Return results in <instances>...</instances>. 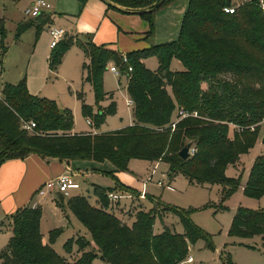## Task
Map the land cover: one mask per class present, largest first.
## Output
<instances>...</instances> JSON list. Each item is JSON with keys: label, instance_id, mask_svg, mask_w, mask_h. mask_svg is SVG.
Here are the masks:
<instances>
[{"label": "trees", "instance_id": "1", "mask_svg": "<svg viewBox=\"0 0 264 264\" xmlns=\"http://www.w3.org/2000/svg\"><path fill=\"white\" fill-rule=\"evenodd\" d=\"M109 1L140 10L151 8L158 0ZM231 4L232 0H189L176 40L125 54L107 45H96L88 36L78 39L69 35L58 41L48 59L51 70L57 68L71 45L78 46L87 59L82 64L83 81L91 84L97 108L78 97L81 113L90 124L99 128L106 116L116 111L113 101L103 108L98 105L105 97L102 74L110 62L127 78L134 122L103 133H71L70 110L62 108L60 112L56 101L31 94L24 78L16 84L3 83L0 163L30 154L59 160H109L114 170L108 173L115 177L114 172L126 170L131 159L160 160L167 163L170 176L180 172L190 181L221 183L234 191L240 182L228 177L226 168L237 165L241 156L254 147L264 124V0H248L235 13H227L224 8ZM152 12L140 14L149 22L145 38L151 35ZM32 25L37 30L42 26L32 21L24 29ZM3 33L0 22L1 37ZM6 50L1 44L0 69ZM150 56L158 61L154 70L142 62ZM173 58L182 63L181 70L170 68ZM178 108L196 111L197 116H185L175 122ZM21 120H33L34 130H23ZM230 123L242 127H233L232 137ZM187 142L192 143L195 152L182 160L178 152ZM108 190L112 188L94 185L98 207L82 195L68 197L65 204L62 195L57 198V204L69 208L91 235V249H87L91 243L80 236L64 242L67 252L73 243L77 245L81 252L77 259L68 261L51 246L60 229L50 230L49 241H42L41 207L27 205L8 217L12 236L0 252V264H93L97 254L110 264H178L188 256V245L198 239H205L208 247L214 249L208 234L184 210L164 208L177 213L183 233L164 226L161 233L154 234V210H138L133 224L127 225L106 210ZM244 191L255 198L264 196V154L253 164ZM229 193H224V198ZM230 235H260L264 239V210L239 207ZM227 264H235L230 255Z\"/></svg>", "mask_w": 264, "mask_h": 264}, {"label": "rangeland", "instance_id": "2", "mask_svg": "<svg viewBox=\"0 0 264 264\" xmlns=\"http://www.w3.org/2000/svg\"><path fill=\"white\" fill-rule=\"evenodd\" d=\"M31 1L36 0H0V22L3 24L4 31L3 36H0V46L2 44L7 48L2 69H0V94L3 83L16 84L24 78L31 94L52 99L60 108L70 110L73 118L71 130L80 132L92 131L94 128H91L87 119L82 115L81 99L78 96L80 95L85 103L97 108L91 84L82 80L84 57L78 46L71 45L64 52L57 68L51 70L48 64V57L52 50L49 49L51 39L48 29L50 27L62 28L68 32L73 28L79 38L92 36L96 38V42L108 41L120 51L134 49L136 48L134 45L143 43L150 45L166 43L178 38L189 0H166L161 7L154 10L151 14V35L145 39H141L139 33L149 30L147 18L141 15L122 14L115 10L109 12L110 17H108L104 12L99 14L94 6L87 7L84 0H45L53 7L51 11H48L52 20L49 28L44 27L37 30L35 26H28L24 29L25 24L34 21V18L24 13ZM107 1L114 7L118 5ZM83 7L84 13L81 14ZM69 35L71 34L66 33L62 39ZM142 62L151 70L156 69L158 65L157 58L154 56L147 57ZM170 68L178 71L183 66L179 59L173 58ZM224 78L229 79L231 76L224 75ZM126 85L125 75L115 74L110 71L109 67L104 70L102 89L105 97L98 105L103 108L113 101L116 104V112L106 116L104 122L97 128L98 133L130 125L133 115L132 106H128L127 103ZM229 133L230 137L234 135L233 127L230 128ZM263 137L264 124L254 147L241 157L238 165L227 166L226 175L237 178L240 182L232 192L229 185L197 183L190 181L180 172L170 176L166 173V167L162 162L159 163L152 177L150 170L154 163L142 159H131L127 169L120 171L122 173L118 179L130 184L135 194L144 190L147 196L142 199L135 197L133 203L129 199L121 200V209H116L114 215L131 226L135 221L137 210L144 212L154 210L157 212L153 224L154 234L161 233L164 226H168L176 233H183L184 228L177 213L164 208L169 206L184 210L194 224L208 234L214 246V249L208 247L205 239H198L195 243L189 244L188 255L193 260L190 264H227L229 255L235 264H264L262 236L230 235L232 220L239 207L264 210V196L255 198L244 191L253 164L259 156L264 154ZM74 161L80 162L78 168L82 169V173L77 177L76 175L71 176L66 196L59 195L63 197L83 195L90 204L94 205L93 186L113 188L116 183V177L101 171L108 168L111 162L83 159ZM161 172H165L162 178ZM159 179L166 183L163 188L156 185ZM228 191L230 193L224 198V193ZM42 204L43 209L46 206L52 208L51 201L42 202ZM7 217L9 216L5 215L0 204V252L12 236L11 220ZM58 218L65 219V222H63L64 225L58 226L60 232L51 245L60 256L73 261L80 256L81 252L75 243L69 252L65 251L64 242L73 236H80L84 241L91 243V235L69 208L59 207L54 215L49 210L44 217L45 225L48 227L44 228V233L48 241L50 231L47 232V229H51L52 223H55ZM93 264L110 263L101 259L97 254L93 259Z\"/></svg>", "mask_w": 264, "mask_h": 264}, {"label": "crops", "instance_id": "3", "mask_svg": "<svg viewBox=\"0 0 264 264\" xmlns=\"http://www.w3.org/2000/svg\"><path fill=\"white\" fill-rule=\"evenodd\" d=\"M84 1H85V4L87 7L88 6H94L99 14H101V12H104V14L108 17H110L108 13L113 12L114 10L116 12H120L122 14H127V15H139V14H135V13L131 12V11H135L136 9H128V8H124V7H119L118 5H116V8H114V7L108 6L107 3L103 0H84ZM32 2L33 1H31V3ZM52 8L53 7L51 6L50 10L43 11L38 17L34 18L35 24H41L42 25L41 28H44V27L49 28V24L52 20L50 18V12H48V11H51ZM118 8H120V9H118ZM83 13H84V7H83L81 14H83ZM44 18H47V19L44 20ZM32 26H34V25H32ZM145 32L146 31L139 33L141 35L140 36L141 39H145V37H144ZM66 33L71 34L72 36H75L78 39H82V38H79L77 36V33L74 31L73 28H71L68 32L66 31ZM48 34H49V32H48ZM49 36H50V34H49ZM88 37H90L96 45H107L109 47H113V45L110 44V42H108V41L96 42V38L94 39V37H92V36H88ZM84 38H85V36H84ZM50 39H51V36H50ZM129 46H130V44H129ZM148 46H151V45L148 43H143V44L134 45V47H136L134 49H129L126 51H120V50H118V51L121 52L122 54H125L128 51L140 49V48H144V47H148ZM52 48L53 47H51L50 43H49V49H52ZM113 48H115V47H113ZM82 54L84 57L83 62L87 61L83 51H82ZM49 56H50V54H49ZM4 59H5V56L3 58L2 64L4 62ZM48 59H49V57H48ZM112 64L113 63H111V62L108 63L107 68L110 67ZM1 69H2V65H1ZM126 80H127V78H126ZM110 98H112V97H110ZM128 100H130L129 97H128ZM128 102L129 101H127V103ZM115 106H116V104H115ZM128 106L133 107V103L132 102L128 103ZM133 122H134V119H132L130 125L133 124ZM89 125L91 126V128H94L91 124H89ZM97 130H98L97 128H94L92 131H80V132L98 133ZM70 132L71 133H80V132H75L74 130H71ZM106 132H108V131H106ZM100 133H103V132H100ZM77 160H79V159H77ZM89 161H92V160H89ZM146 161H148V160H146ZM148 162L154 163V166L150 170V173L152 170H154L152 177L155 174L156 168L160 162L164 163V165L166 167V173L168 174L167 163L160 161V160L153 161V162L148 161ZM78 163H80V162L74 161V160H59L57 158H42L41 156H39L37 154H30L23 159H10V160H6V161H3L2 163H0V204H1L2 210L5 213V215L9 216L16 209L23 207V206H27V205L40 206L41 210L44 211L41 214L40 231H41V235H42V241L44 243H46L48 241V239H47V235H45V233H44L45 232L44 228L45 227L48 228V227L45 225L44 217H46V212L49 210L52 212L53 215H54V213H56L57 208L60 207L57 204V198H60V195L58 193L57 194L53 193V194H49L47 196L42 197V196H39L36 194V190L44 182L51 180V179H54L58 175H60L64 172H69L71 176L76 175L75 177H77L80 173H82V169L78 168ZM113 170H114V166L110 163V166L108 168L101 170V171L108 173V172H112ZM121 173L122 172H120V171L114 172V175L117 179L115 177L114 178L117 181H116V183H114V186H113L111 191L112 192H119L118 188H116V186L118 184H121L122 186L128 188V190H126L125 192L130 193L131 196L130 197L125 196V197H122V198H120L118 200H114V201L108 200V205L106 207V210L108 212L113 213V214H114V211L116 209H118V208L121 209V204H120L121 200L129 199V200H132V203H133V200L135 197H137L138 199H142V198H145L147 196V194L144 193V197H140L139 196L140 193L135 194L133 192L130 184H126V183L120 181L118 179V176H121L120 175ZM160 176H161V178L164 177L165 172H161ZM165 184L166 183L163 182L161 179L157 180V182H156V185H158L161 188H163L165 186ZM93 189H94V186H93ZM111 191L108 190L107 193L111 192ZM94 197H95L94 206L98 207L99 204L97 202V197L95 195H94ZM67 199H68V197H63V203L64 204H65ZM46 201H51L52 208H50L48 206H46L44 209L42 208V206H43L42 202H46ZM64 207H66V206L64 205L62 208H64ZM116 217H118V216H116ZM120 220L122 222H124L122 219H120ZM63 222H65V219H63V218L56 219L55 223H52L53 227L49 230L47 229V232L52 230V229L58 228V226H60V224H63ZM124 223H126V222H124ZM77 237L78 236H73L71 238H77ZM48 238H49V235H48ZM92 247H93V245L91 243L87 246V249H91Z\"/></svg>", "mask_w": 264, "mask_h": 264}, {"label": "built area", "instance_id": "4", "mask_svg": "<svg viewBox=\"0 0 264 264\" xmlns=\"http://www.w3.org/2000/svg\"><path fill=\"white\" fill-rule=\"evenodd\" d=\"M248 0H232V4L229 6H226L224 8V10L227 13H235L237 8L239 7V5L243 4L244 2H246ZM51 9V4L46 2L45 0H36L33 1L31 3V5L25 9V14L27 16H30L32 18H36L37 16H39L43 11H47ZM48 32L51 36V42H50V46L54 47L58 41H60L62 39L63 36L66 35V31L63 30L62 28H52L50 27L48 29ZM123 61H126V58L123 57ZM109 69L117 74L119 73L118 68L112 64ZM128 103H131V100H128ZM176 120L175 122H177L179 119L185 117V116H197V112L193 111V112H188L186 110L183 109H177V114H176ZM87 122L90 124V120L87 119ZM175 122L172 123V127H174ZM21 128L25 131L28 132H32L35 128V122L33 120H21ZM230 125L234 128H236L237 130H241L242 127H240L237 124L234 123H230ZM252 129H254V127L252 126ZM190 155H192L195 152V148L191 145L190 147ZM153 171H151L150 176L153 174ZM150 179V177H149ZM71 181V175L69 172H64L60 175H58L56 178L48 180L46 182H44L41 186L38 187V189L36 190V194H38L39 196H47L49 194H63L64 196L67 195L68 192V183ZM146 181H144L145 183ZM119 192H108L107 193V198L108 200L114 201V200H118L122 197L128 196L130 197L131 194L128 192H125L126 190L124 189H118ZM144 191V190H143ZM140 192L139 196L140 197H144V192ZM192 262V257L191 256H186L181 262H179L178 264H190Z\"/></svg>", "mask_w": 264, "mask_h": 264}, {"label": "water", "instance_id": "5", "mask_svg": "<svg viewBox=\"0 0 264 264\" xmlns=\"http://www.w3.org/2000/svg\"><path fill=\"white\" fill-rule=\"evenodd\" d=\"M105 1L106 3H109L108 1L106 0H103ZM164 0H158L151 8L149 9H140V10H135V11H131L132 13H135V14H142V13H145V12H152L156 9H158L162 3H163ZM60 112H63V109L60 108ZM192 143L191 142H187L178 152V156L182 159V160H186L189 156H190V147H191ZM100 258L104 259V257L102 255H100Z\"/></svg>", "mask_w": 264, "mask_h": 264}]
</instances>
